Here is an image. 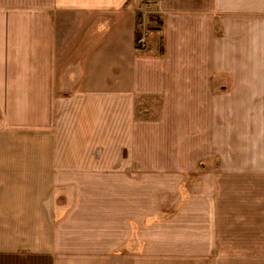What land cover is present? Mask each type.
Instances as JSON below:
<instances>
[{
    "label": "crops",
    "instance_id": "1",
    "mask_svg": "<svg viewBox=\"0 0 264 264\" xmlns=\"http://www.w3.org/2000/svg\"><path fill=\"white\" fill-rule=\"evenodd\" d=\"M154 1L0 0V264H264V0Z\"/></svg>",
    "mask_w": 264,
    "mask_h": 264
},
{
    "label": "rangeland",
    "instance_id": "2",
    "mask_svg": "<svg viewBox=\"0 0 264 264\" xmlns=\"http://www.w3.org/2000/svg\"><path fill=\"white\" fill-rule=\"evenodd\" d=\"M134 3L135 14L137 17V23L140 25L141 31H148L153 27H156V23L153 22L156 18L155 13V1L154 0H137ZM139 27V26H138Z\"/></svg>",
    "mask_w": 264,
    "mask_h": 264
},
{
    "label": "built area",
    "instance_id": "3",
    "mask_svg": "<svg viewBox=\"0 0 264 264\" xmlns=\"http://www.w3.org/2000/svg\"><path fill=\"white\" fill-rule=\"evenodd\" d=\"M137 43H138L140 46H142V45H144L145 40H144L142 37H139L138 40H137Z\"/></svg>",
    "mask_w": 264,
    "mask_h": 264
},
{
    "label": "trees",
    "instance_id": "4",
    "mask_svg": "<svg viewBox=\"0 0 264 264\" xmlns=\"http://www.w3.org/2000/svg\"><path fill=\"white\" fill-rule=\"evenodd\" d=\"M153 22H155L157 25H159V20L158 18L156 17L155 20H153ZM139 25V24H138ZM156 29V28H155ZM138 36H136V41L138 40Z\"/></svg>",
    "mask_w": 264,
    "mask_h": 264
}]
</instances>
